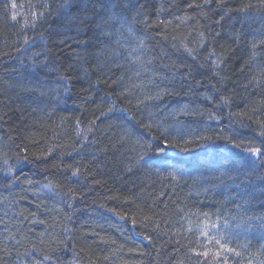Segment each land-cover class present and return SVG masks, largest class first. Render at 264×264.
Listing matches in <instances>:
<instances>
[{
  "label": "trees",
  "instance_id": "16d2710c",
  "mask_svg": "<svg viewBox=\"0 0 264 264\" xmlns=\"http://www.w3.org/2000/svg\"><path fill=\"white\" fill-rule=\"evenodd\" d=\"M162 130L264 139V0H0V264H224L206 216L240 225L228 264H264V168L134 167Z\"/></svg>",
  "mask_w": 264,
  "mask_h": 264
},
{
  "label": "snow or ice",
  "instance_id": "6c2138e0",
  "mask_svg": "<svg viewBox=\"0 0 264 264\" xmlns=\"http://www.w3.org/2000/svg\"><path fill=\"white\" fill-rule=\"evenodd\" d=\"M14 7L15 5H13V8ZM39 15H44V13H40ZM16 18V13H13L11 19L15 21ZM37 18L38 14L33 13V26ZM113 19H115V17H113ZM100 27L101 25L97 26V31L100 30ZM121 27H123V22H121ZM128 30L131 32L132 28L129 27ZM117 32H119V29H117ZM105 35L111 38V33H107L102 35L101 39H104ZM218 35L219 34H217V36ZM117 42H119V40ZM143 43L144 42L141 41L137 48L143 47ZM253 48H255V45H253ZM133 51L135 52L136 49H133ZM188 51L191 53L192 50L188 49ZM38 56L39 54H37V58ZM134 62L142 63V58L140 56H135ZM215 98V96L207 95L204 97L209 103ZM146 99L151 100L152 97H146ZM219 103L220 106L228 104L227 97H221ZM149 119L151 120V117H149ZM212 119L219 120L220 118L214 114H210L209 120ZM142 127L151 130L152 124L149 123ZM168 135L169 132L164 130H162L160 138L150 137L146 134L139 135L136 144L139 148L140 155L132 161L133 166L139 168L147 165L150 169L167 171L168 176L174 180L185 175H190L192 172H216L217 169H223V171L219 173V176L224 177L227 176L228 173L235 172L236 176L230 177L233 181L242 176H248V173L242 171V169H248V172L255 173L259 172L261 168H264V139H260L259 144L243 146L240 143H236L234 140L229 142V137L217 136V140L224 139L226 142L224 151L231 153V155L226 156L220 151V146L212 142V136H196L195 141H193L191 138L185 139L183 135L177 132L176 140L178 143H173L167 139ZM121 139H123V137ZM179 141H182V143H179ZM188 145H192L196 149H199V151L193 152ZM169 147L173 149L175 154L168 151ZM237 162H239L238 166ZM253 165H255V167H253ZM127 170L131 171V169ZM9 171L11 170L9 169ZM77 172L78 170H73L72 176H77ZM262 178H264V174H262ZM250 179L251 177L248 176V181H250ZM248 181H241V183L247 185ZM68 207L71 208L72 205L70 204ZM230 227H240V225L235 223L230 225L229 220L225 218L223 220V228H218L217 223L210 222L206 216L203 224L198 228L200 231V238L204 241V246L208 248L215 245L217 247L215 256L217 258L223 257L224 264H228V259L230 258L229 254H234L237 257L240 255L239 252L229 247L226 243V241L231 238L227 231ZM262 250H264V245H262ZM209 255V251L195 253V256L198 258H206ZM43 260L47 261V264H52L50 257L46 256ZM33 264H36V262H33ZM200 264H204V261L201 260ZM212 264H216V261L214 260ZM249 264H251V262H249Z\"/></svg>",
  "mask_w": 264,
  "mask_h": 264
}]
</instances>
